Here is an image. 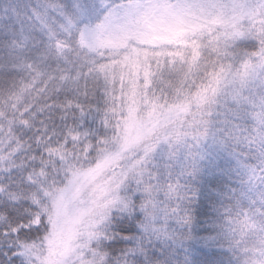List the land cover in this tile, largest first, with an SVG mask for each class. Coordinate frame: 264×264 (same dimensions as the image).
Here are the masks:
<instances>
[{
	"label": "snow or ice",
	"instance_id": "6c2138e0",
	"mask_svg": "<svg viewBox=\"0 0 264 264\" xmlns=\"http://www.w3.org/2000/svg\"><path fill=\"white\" fill-rule=\"evenodd\" d=\"M0 264H264V0H0Z\"/></svg>",
	"mask_w": 264,
	"mask_h": 264
}]
</instances>
